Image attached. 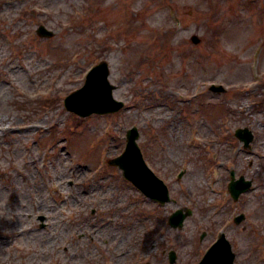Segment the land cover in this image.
I'll use <instances>...</instances> for the list:
<instances>
[{"label": "rangeland", "instance_id": "rangeland-1", "mask_svg": "<svg viewBox=\"0 0 264 264\" xmlns=\"http://www.w3.org/2000/svg\"><path fill=\"white\" fill-rule=\"evenodd\" d=\"M101 61L125 106L69 112ZM132 126L163 205L101 165ZM231 171L253 181L237 201ZM225 223L235 263L264 264V0H0V264H197Z\"/></svg>", "mask_w": 264, "mask_h": 264}, {"label": "water", "instance_id": "water-1", "mask_svg": "<svg viewBox=\"0 0 264 264\" xmlns=\"http://www.w3.org/2000/svg\"><path fill=\"white\" fill-rule=\"evenodd\" d=\"M39 33L42 36H52L53 32L48 30L45 26H40ZM197 41V39H195ZM110 71L107 62H102L95 66L88 74L86 84L79 90L73 92L66 98V106L69 110L74 111L82 116H86L96 113H108L115 112L121 109L124 105L122 101H118L113 97L114 86L111 85L108 77ZM212 89L223 91L222 86H212ZM103 102L107 107L99 106ZM107 102V103H106ZM139 137V131L136 127L129 129L127 132V148L122 155L115 158L111 163L118 165L123 169L124 175L131 180L137 187L143 190L147 195L154 197L155 199L164 203L169 200V194L167 186L159 179L155 173L147 166L140 147L137 143ZM244 139L247 140L246 136ZM251 139V136L248 137ZM248 142V141H247ZM250 182L246 183L241 189H234V193L237 194L243 189L250 186ZM186 215L180 213V211L173 214L171 217V223L173 225H182L183 219ZM44 220V217H41ZM223 245V249L220 251L224 256L225 264H234V254L231 251L229 242L223 238L217 244H215L211 251H209L200 264H209L212 261V255L217 248ZM175 259V254L172 253V262Z\"/></svg>", "mask_w": 264, "mask_h": 264}]
</instances>
